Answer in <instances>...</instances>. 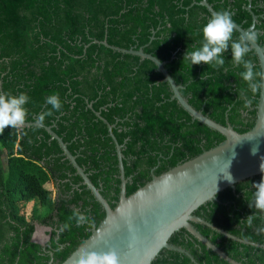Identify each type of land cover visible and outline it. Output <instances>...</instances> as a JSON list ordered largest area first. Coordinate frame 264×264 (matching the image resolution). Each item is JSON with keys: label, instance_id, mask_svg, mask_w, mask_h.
<instances>
[{"label": "trees", "instance_id": "1", "mask_svg": "<svg viewBox=\"0 0 264 264\" xmlns=\"http://www.w3.org/2000/svg\"><path fill=\"white\" fill-rule=\"evenodd\" d=\"M200 1L0 0V93L30 97L26 122L51 109L46 98L59 94L61 111L53 110L42 123L53 125L112 207L120 198L121 179L108 123L114 124L113 132L123 145L127 195L153 173L199 155L225 136L193 119L171 99V86L153 61L93 40L107 37L112 45L143 47L166 61L196 109L222 124L231 123L239 132L255 124L260 95L253 96L239 75L245 69L233 64L230 48L220 68L184 60L187 51L202 47L203 27L213 16ZM208 2L218 12H229L244 28L253 23L250 0ZM251 4L258 15L255 30L264 33V0ZM240 36L234 31V40ZM257 42L263 45L264 35ZM245 59L253 62L254 71H261L255 50L250 49ZM246 98H252L250 109L244 107ZM261 179L264 173L222 190L195 213L234 235L264 244V211L254 204V184ZM73 209L91 222L78 227L75 219L69 221ZM249 215L254 217L251 227ZM104 217L105 209L44 127L24 125L0 134V264H61ZM36 222L50 228L45 243L33 241ZM65 223L71 227L61 231ZM194 224L235 260L264 264L263 248ZM169 241L190 251L200 264H231L186 228L174 232ZM152 264L196 263L164 248Z\"/></svg>", "mask_w": 264, "mask_h": 264}, {"label": "water", "instance_id": "2", "mask_svg": "<svg viewBox=\"0 0 264 264\" xmlns=\"http://www.w3.org/2000/svg\"><path fill=\"white\" fill-rule=\"evenodd\" d=\"M199 3L206 6L212 14L218 12L208 0H201ZM247 8L253 15L252 25L244 28L234 21L241 35L249 30H255V23L258 19V15L252 11L251 0ZM91 43L104 44L116 51L138 55L142 59L153 61L163 74V79L171 86L173 92L171 99H176L192 115L193 119L200 120L220 132L225 139L216 146L159 175L153 173L148 182L127 195L128 178L123 161V145L119 143L113 132L114 124L108 123L110 135L116 145L121 179L120 198L115 207H112L101 193V189L93 183L89 173L78 163L77 156L70 151L68 143L53 130V125H45L39 119L34 122H25V125L44 127L59 142L63 153L82 177L83 183L105 209V217L99 225L93 227L91 235L61 264H77L84 250L104 252L109 249H115L118 252L121 264H152L164 248L184 253L193 262L200 264L190 251L169 241L172 234L182 228H186L229 263L243 264L212 242L195 226L194 222L207 225L238 242L264 249L263 243L234 235L195 213L201 205L217 199V194L222 190L228 187L235 188L236 183L264 173L262 170L264 169V96H259L254 126L246 132H239L231 123L222 124L202 110L196 109L182 94L181 89L184 85L175 81L165 66L166 61H161L155 55L146 52L143 47L136 49L112 45L107 37L103 40L95 39ZM91 43L86 45L85 50ZM250 49L256 51L261 70H264V44L261 45L256 41L250 44ZM89 106L92 107V102ZM97 114L104 119L100 111H97ZM257 144L259 150L252 155L251 149ZM233 151L236 153L235 157L232 155ZM225 174L231 175V181L226 178ZM33 241H36L34 236ZM50 264L54 263L51 261Z\"/></svg>", "mask_w": 264, "mask_h": 264}, {"label": "clouds", "instance_id": "3", "mask_svg": "<svg viewBox=\"0 0 264 264\" xmlns=\"http://www.w3.org/2000/svg\"><path fill=\"white\" fill-rule=\"evenodd\" d=\"M236 23L232 20L231 14L227 11L214 13L207 24L203 27L204 42L201 48L192 52H186L184 60L190 61L191 65H198L202 62L211 65L214 68H220L225 64L223 54L231 49L232 61L235 66L242 65L245 71L239 73L242 79L247 82L248 88L253 96L259 94L264 96V70L254 71L255 65L251 60L245 59L250 51V44L257 41L260 35L264 33L256 30H249L246 34H242L238 40L233 39V33L237 30ZM244 94L241 93V96ZM30 97L21 93L19 95H11L0 93V134L6 128L21 129L26 122L28 109L25 105L29 102ZM45 103L51 105V109L42 113L39 117L41 122L46 116H52L53 110L61 111L62 101L59 94H53L46 98ZM252 98H246L244 102L245 108H251ZM259 150V145H254L251 149L252 155ZM233 157L236 153L233 151ZM264 170V169H262ZM226 178L231 181L230 174H225ZM256 189L254 204L255 207L264 211V179L255 183ZM252 207V205L250 204ZM69 221L75 219L76 225L79 227L85 222H91V217L83 214L79 209H73ZM253 215L247 217L248 226H252ZM71 227L70 223L61 226V231ZM77 264H121L120 256L115 249H109L104 252L88 251L81 252Z\"/></svg>", "mask_w": 264, "mask_h": 264}, {"label": "rangeland", "instance_id": "4", "mask_svg": "<svg viewBox=\"0 0 264 264\" xmlns=\"http://www.w3.org/2000/svg\"><path fill=\"white\" fill-rule=\"evenodd\" d=\"M35 200H33L31 202V204H35ZM50 228L39 223V222H36V232H35V235H34V239L38 242H42V243H45L47 238H48V230Z\"/></svg>", "mask_w": 264, "mask_h": 264}]
</instances>
